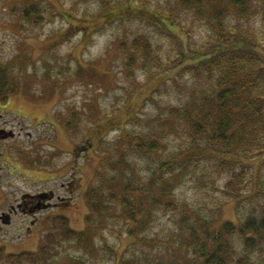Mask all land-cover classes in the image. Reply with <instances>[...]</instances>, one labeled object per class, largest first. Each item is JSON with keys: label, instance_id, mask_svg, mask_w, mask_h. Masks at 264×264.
Returning a JSON list of instances; mask_svg holds the SVG:
<instances>
[{"label": "rangeland", "instance_id": "obj_1", "mask_svg": "<svg viewBox=\"0 0 264 264\" xmlns=\"http://www.w3.org/2000/svg\"><path fill=\"white\" fill-rule=\"evenodd\" d=\"M31 3L39 11L27 18L24 9ZM254 4L264 9V0ZM194 11L177 0H0V64L11 67L18 82L9 101H0V129L15 132L0 141V216L23 193L53 189L72 202L58 214L84 229L90 212L86 192L98 188L103 204L101 229L91 232L89 249L76 239L62 240L50 247L48 264L114 262L111 248L124 250L134 240L110 198L112 191L124 192L127 180L143 188L171 179V198L183 207L217 224L239 220L237 199H228L224 189L229 173L216 168L213 158L185 161L158 178L162 160L192 146L180 120L174 127L164 124L169 108L185 104L212 80L185 70L191 49L213 31ZM245 22L264 31L262 13ZM139 38L150 42L147 58L134 48ZM139 137L158 138L162 146L154 152L132 146ZM260 162L252 161L239 197L241 215L264 200V191L256 189L258 171L264 180ZM153 211L144 232L178 241L181 211ZM47 215L42 212L33 226L23 214L9 225L0 220V244L8 252L37 250L51 227Z\"/></svg>", "mask_w": 264, "mask_h": 264}, {"label": "trees", "instance_id": "obj_2", "mask_svg": "<svg viewBox=\"0 0 264 264\" xmlns=\"http://www.w3.org/2000/svg\"><path fill=\"white\" fill-rule=\"evenodd\" d=\"M177 2L184 10H195L196 18L206 20L213 29L201 47L191 49L185 68L195 77L212 80L207 87L193 91L185 104L169 108L170 117L164 124L174 127L175 120H180L192 146L175 150L162 160L158 178L162 179L163 173L175 170L185 161L199 156L213 158L216 168L229 173L224 189L228 199H237L239 220L217 224L183 207L171 198L174 188L171 179L161 183L153 180L143 188L127 180L124 192L118 196L112 191L110 198L134 240L124 250L111 248L114 261L111 264H264V200L245 208L243 215L239 211L242 201L239 197L254 169L252 161L258 157L264 163V31L245 22L259 13L264 16V9L255 5L254 0ZM38 11L39 6L31 3L24 9V15L28 18ZM134 45L137 50L142 49L143 56H150L147 39L139 38ZM183 54L185 51L181 57ZM133 59L131 56L130 60ZM10 68L0 64L2 103L8 102L18 88ZM139 138L131 140V144L141 150L147 147L154 152L162 146L158 138L147 142ZM261 174L258 171L256 175L258 194L264 191ZM99 191L91 188L86 192L90 207L86 228H73L64 214H49L47 221L51 227L37 250L8 252L0 244V259L8 264H48L50 247L69 239H76L89 249L91 232L101 229L97 217L104 215ZM156 208L181 211L178 241L144 232L149 229ZM176 243L177 248L172 250ZM81 263L90 264L84 259Z\"/></svg>", "mask_w": 264, "mask_h": 264}, {"label": "flooded vegetation", "instance_id": "obj_3", "mask_svg": "<svg viewBox=\"0 0 264 264\" xmlns=\"http://www.w3.org/2000/svg\"><path fill=\"white\" fill-rule=\"evenodd\" d=\"M0 141H3V139H0ZM71 203L70 196H65V198H62V195L53 189L50 191L44 190L35 194L25 192L17 199L16 202L12 201L8 203L7 209L3 210L2 214L9 217V224H11V220L14 219V217L19 214H23L24 216H28V218L31 219V224L33 226L40 219V214L42 212L57 214L60 212L59 209L62 207V204L70 205ZM2 224L0 223V229L3 226Z\"/></svg>", "mask_w": 264, "mask_h": 264}, {"label": "water", "instance_id": "obj_4", "mask_svg": "<svg viewBox=\"0 0 264 264\" xmlns=\"http://www.w3.org/2000/svg\"><path fill=\"white\" fill-rule=\"evenodd\" d=\"M12 136H14L13 130L0 129V138H8ZM1 218L5 223H8L10 221L9 217L5 215H2Z\"/></svg>", "mask_w": 264, "mask_h": 264}]
</instances>
